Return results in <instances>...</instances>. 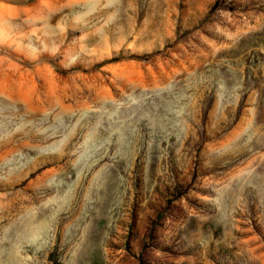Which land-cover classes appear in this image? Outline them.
Segmentation results:
<instances>
[{
    "label": "rangeland",
    "instance_id": "374dc122",
    "mask_svg": "<svg viewBox=\"0 0 264 264\" xmlns=\"http://www.w3.org/2000/svg\"><path fill=\"white\" fill-rule=\"evenodd\" d=\"M0 264H264V0H0Z\"/></svg>",
    "mask_w": 264,
    "mask_h": 264
}]
</instances>
